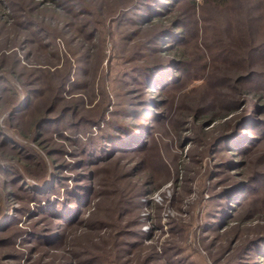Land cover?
I'll return each instance as SVG.
<instances>
[{"label": "rangeland", "instance_id": "obj_1", "mask_svg": "<svg viewBox=\"0 0 264 264\" xmlns=\"http://www.w3.org/2000/svg\"><path fill=\"white\" fill-rule=\"evenodd\" d=\"M54 1L0 0V264H264V0Z\"/></svg>", "mask_w": 264, "mask_h": 264}, {"label": "trees", "instance_id": "obj_2", "mask_svg": "<svg viewBox=\"0 0 264 264\" xmlns=\"http://www.w3.org/2000/svg\"><path fill=\"white\" fill-rule=\"evenodd\" d=\"M53 2H55V1L53 0ZM21 113H23V112H21ZM16 114H17V113H16ZM16 114H14V115H16ZM11 117H12V116H11ZM40 124H41V123H40ZM0 141H1V144H2V142L6 143L7 140H6V139L4 140V139H3V136L0 134ZM85 206H86V205H85ZM68 213L70 214V211H69ZM72 213H73V212H72ZM72 213H71V214H72ZM75 219H76V218H75Z\"/></svg>", "mask_w": 264, "mask_h": 264}]
</instances>
